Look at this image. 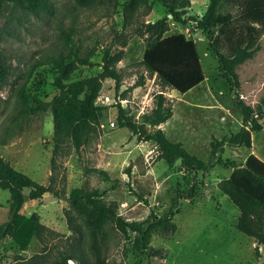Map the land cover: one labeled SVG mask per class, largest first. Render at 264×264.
<instances>
[{"label":"rangeland","instance_id":"1","mask_svg":"<svg viewBox=\"0 0 264 264\" xmlns=\"http://www.w3.org/2000/svg\"><path fill=\"white\" fill-rule=\"evenodd\" d=\"M124 1L49 0L48 7L35 11L15 3H5L1 9L0 55L8 69L0 79V156L36 181L51 183L58 196L46 192L24 202L21 212L36 215L44 229L24 249L11 238L1 241L0 264H56L61 252L70 254L68 264H96L98 256L106 264H264V243L236 229L238 208L217 186L232 166L214 163L207 171L176 169L178 159L170 163L160 158L151 141L117 125V103L139 119L154 106L155 93L162 91L172 106L171 117L159 125L165 136L208 161L211 141L237 131L242 123L241 111L233 103L235 90L219 76L217 61L195 22L174 21L161 2L144 0L135 21L125 25L120 5ZM207 3L190 0L181 8L183 16L200 17ZM219 11L237 15L239 10L236 2L222 1ZM163 15L170 24L166 34L183 33L198 49L204 79L184 92L161 86L140 63L147 44L133 28ZM125 32L126 45H112V50H122L117 62L119 90L112 78L102 79L95 99L101 107L98 117L81 128L78 144L68 134L57 136L51 107H41L59 92L51 59L62 55L69 61L76 46L79 53L90 54L92 63L78 65L69 80L95 75L102 69V49ZM258 42L254 55L236 66V92L251 105L264 97V30ZM141 73L146 76L144 84L121 96L120 91ZM259 121L262 129L252 133L250 148L224 143L221 158L235 166L244 164L248 155L264 160V115ZM74 187L96 189L99 200L113 204L126 220H143L151 211L164 214L176 201V231L153 233L149 239L162 255L147 256L133 246V233L124 238L111 220L93 227L89 213L70 208L68 197ZM188 191L193 196L187 197ZM8 202L9 192L0 188V222L8 216Z\"/></svg>","mask_w":264,"mask_h":264},{"label":"trees","instance_id":"2","mask_svg":"<svg viewBox=\"0 0 264 264\" xmlns=\"http://www.w3.org/2000/svg\"><path fill=\"white\" fill-rule=\"evenodd\" d=\"M84 4L94 0H77ZM167 9L174 21H194L207 40V49L217 61L218 74L235 90L233 103L240 109L242 123L239 129L221 139L211 141L210 158L204 161L191 154L179 141L168 139L163 129L159 126L172 115V106L162 91L155 93L154 106L148 112H143L139 119L127 115L126 108L117 103L116 123L120 127L129 128L138 139L151 141L160 158L168 162L179 160V167L190 170L207 171L214 163L233 167L229 176L221 178L217 186L238 208L235 227L238 231L252 237L258 244L264 243V160L256 155H248L244 164L235 166L230 159H223L220 152L223 144L232 146H252V133L262 129L259 119L264 115V97L255 105L246 103L236 88L239 87L236 66L251 58L260 48L258 37L264 30V0H208L206 9L200 17L183 16L181 9L190 4V0H157ZM222 1L236 2L238 14L230 11L220 12ZM144 0H126L122 4L124 22L132 24L137 18V13ZM5 3L21 4L31 11L46 8L49 0H0V12ZM149 9V6L148 8ZM170 29L167 15L154 21H141L133 30L146 41V49L140 63L144 66L149 76L155 75L161 86L184 92L203 79V69L196 43L183 33L166 34ZM67 42H71L69 35L62 31ZM128 33H121L117 40L102 49L101 71L95 75L78 80H69L70 73L78 65L91 64L90 54H81L76 46L72 50L73 57L65 60L59 55L52 58L51 63L57 74L54 78L55 85L59 88L58 94L43 103L42 108L51 107L53 113L55 134L57 136L68 134L78 144L80 130L90 121L98 117L97 110L101 107L95 103L101 80L110 77L115 82L118 91L122 84V77L117 68L122 50H112L115 42L124 46L128 40ZM5 59L0 55V79L7 74ZM145 75L139 74L134 83L120 91L124 96L134 87L144 84ZM68 80V81H67ZM99 173L107 178L105 171ZM0 188L9 192L8 216L0 222V243L11 238L24 249L34 235H39L44 225L39 222L34 214L26 216L21 212L25 202L24 196L29 199H38L44 193L51 192L58 196V192L51 183L43 184L24 171L14 167L8 160L0 156ZM100 193L96 189L74 187L69 193L71 209L80 213H89L92 225L101 227L106 221L111 220L114 228L128 239L129 231L133 233V246L141 248L147 256L162 255L160 249L149 244L153 233L169 234L176 231L173 216L176 201H173L168 211L161 215L150 212L143 220H126L115 212L113 204H104L99 200ZM193 196L192 191L187 192V197ZM67 252H61L56 264H68L70 258ZM96 264H106L98 256Z\"/></svg>","mask_w":264,"mask_h":264},{"label":"water","instance_id":"3","mask_svg":"<svg viewBox=\"0 0 264 264\" xmlns=\"http://www.w3.org/2000/svg\"><path fill=\"white\" fill-rule=\"evenodd\" d=\"M28 199V195L26 194L25 196H24V200L26 201Z\"/></svg>","mask_w":264,"mask_h":264}]
</instances>
